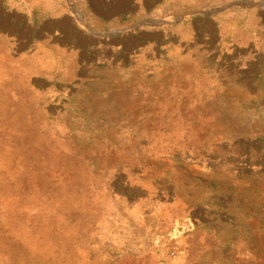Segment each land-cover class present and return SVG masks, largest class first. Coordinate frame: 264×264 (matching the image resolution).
Wrapping results in <instances>:
<instances>
[{
	"label": "rangeland",
	"instance_id": "374dc122",
	"mask_svg": "<svg viewBox=\"0 0 264 264\" xmlns=\"http://www.w3.org/2000/svg\"><path fill=\"white\" fill-rule=\"evenodd\" d=\"M0 264H264V0H0Z\"/></svg>",
	"mask_w": 264,
	"mask_h": 264
}]
</instances>
